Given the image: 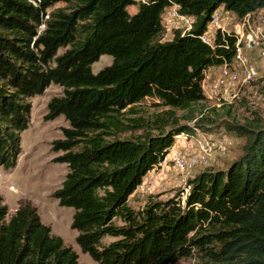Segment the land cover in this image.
Returning <instances> with one entry per match:
<instances>
[{
  "label": "trees",
  "instance_id": "16d2710c",
  "mask_svg": "<svg viewBox=\"0 0 264 264\" xmlns=\"http://www.w3.org/2000/svg\"><path fill=\"white\" fill-rule=\"evenodd\" d=\"M172 2L191 27L160 40L161 13ZM221 5L241 20L264 0H0V165L16 164L29 98L60 85L45 114L68 121L52 141L62 150L54 160L67 165L53 196L74 208L76 242L99 264H171L193 254L198 264H264V118L218 121L203 109L207 70L229 65L240 43L220 28L213 43L203 39ZM104 53L111 62L93 71ZM146 97L154 109L140 114ZM221 126L245 138L237 157L202 167L184 195L129 204L175 134H216ZM105 235L114 238L104 242ZM0 264L85 263L29 199L18 198L8 214L0 194Z\"/></svg>",
  "mask_w": 264,
  "mask_h": 264
},
{
  "label": "rangeland",
  "instance_id": "374dc122",
  "mask_svg": "<svg viewBox=\"0 0 264 264\" xmlns=\"http://www.w3.org/2000/svg\"><path fill=\"white\" fill-rule=\"evenodd\" d=\"M64 4L61 1L55 3L56 6ZM137 5H129V12H134ZM231 13H222L223 20H226V27L240 35L239 41L242 45V53L252 61L251 63L254 68L256 67L258 74L254 79L242 81V70L239 66H236L237 72L235 71L236 61L234 59L228 66L223 64L211 66L207 70L206 78L203 81L206 94L203 109L218 121L233 120L242 123L251 120L255 115L264 118V61L262 62V58L258 55L257 47L251 50L244 49L247 42L256 43V39L261 40L260 37H264V27H262V24H264V7L263 9H257L253 14L251 13L248 22L244 19L236 22L237 18ZM215 26L214 23L208 24L206 31L208 33L207 35L204 34V40L210 43L213 42L212 33L216 28ZM190 27L191 20L189 18ZM211 29L212 33H210ZM66 47L68 45L59 47L58 53ZM262 51L264 52V43ZM111 60L112 56L110 54L100 55L98 60L91 65L93 71H97L102 66L110 63ZM220 76L224 77L225 81L223 83L226 87L215 92L214 82ZM61 93L62 87L51 82L42 93L29 98L31 103L30 119L27 128L20 133L21 151L17 156L16 164L14 167L9 168L0 165V194L8 206V214L15 211L18 206V198L29 199L37 207L41 220L49 224L54 233L60 234L66 244L73 246L80 261L85 264H99L87 252H83L76 242L77 230L70 225L74 208L60 205L58 199L53 196L54 189L60 185L65 176L67 165L65 162L54 160V157L62 153V150L54 151L52 141L63 137L62 128L68 126V121L63 114L53 119H46L45 114L47 113L48 100L52 96ZM150 102L151 98L146 97L144 101L137 104L140 108V114H147L154 109ZM213 106L218 107V109L216 111L212 110ZM190 123L193 124L194 119ZM189 137V177L188 175L184 177L176 169L170 154H168L166 161L159 167L157 175L163 184L162 188L164 190L156 188L152 191H142L140 187H137L129 195V204L134 208H139L151 197L159 198L163 194V196H167L178 191H182L181 195H184L186 192L184 186L187 184L185 182L188 178H191L206 165L216 168L221 166L223 160L227 165L229 161L239 155L245 140L244 137H238L226 131L223 126L217 130L216 134L208 130L195 128L194 132L189 133ZM174 146L184 150L183 141L176 143ZM203 146L205 150H211L210 152L204 150L209 154H202ZM147 173L148 171L143 176L144 179H146ZM10 185H13L14 189H10ZM113 238L111 235H105L103 241L108 242ZM198 262L197 254H193L179 258L171 264H198Z\"/></svg>",
  "mask_w": 264,
  "mask_h": 264
},
{
  "label": "built area",
  "instance_id": "2783aa9c",
  "mask_svg": "<svg viewBox=\"0 0 264 264\" xmlns=\"http://www.w3.org/2000/svg\"><path fill=\"white\" fill-rule=\"evenodd\" d=\"M33 5L39 6L41 0H28ZM49 7L46 8V12L44 14V19L48 17ZM224 11L221 9L220 11H213L212 18L210 20V23H214L216 28H220L223 31L230 32L232 29H229L226 27V20H223V13ZM218 13V14H217ZM225 13V12H224ZM237 18V17H236ZM239 19L236 20L238 22ZM161 25H162V31L160 34V40H168L173 35V30L175 28H180L183 32L189 29V15L184 14L179 10L178 3L172 2L165 6L164 10L161 13ZM45 23L44 21L41 22L39 25V30H41L44 27ZM235 34L236 32L233 31ZM208 32H205V35H207ZM253 41V39H252ZM264 43V38L261 39V44H255L258 48V55L262 58V45ZM247 57V56H244ZM223 65H226L222 63ZM228 66V65H226ZM225 67V66H224ZM220 79H224V77L220 76L217 78L214 82V87L216 91V87L219 84ZM180 141H183V147L184 150H180L178 147L176 148L174 145L176 143H179ZM168 154H170V158L173 160V164L176 167L178 171L181 172V174L184 177H189V132L187 131H181L174 135V142L171 145L169 151L165 155V157L162 160H159L158 163H156L152 169L147 173L146 179H142L141 183L138 184L137 187H140L142 191L144 190H155L160 189L164 190L162 188V183L159 180L158 172L159 167L163 165V163L166 161ZM197 158V156H196ZM188 180V179H187ZM187 183V182H185ZM136 187V188H137ZM189 187V184L187 183L184 188L187 191ZM10 189H14L13 185L9 186ZM182 192V191H181Z\"/></svg>",
  "mask_w": 264,
  "mask_h": 264
},
{
  "label": "bare ground",
  "instance_id": "6f19581e",
  "mask_svg": "<svg viewBox=\"0 0 264 264\" xmlns=\"http://www.w3.org/2000/svg\"><path fill=\"white\" fill-rule=\"evenodd\" d=\"M218 10V9H217ZM216 10V11H217ZM247 16V15H246ZM244 19V18H243ZM205 34V33H204ZM261 39L264 38L263 36L260 37ZM203 39H204V35H203ZM255 44H261V40L256 39V43H251L250 41L246 43V46L244 47L245 50H251L254 49V47H257ZM241 44L239 43V46L237 48V53L235 55V58H233L236 61V65H234L235 71L237 72L236 66H239L241 68V72H242V81H249L251 79H254L255 76L258 74L257 70L254 68V65L251 63L252 61L248 59V57H244L246 55H244L242 53L243 49L241 48ZM233 60V61H234ZM264 61V52L262 51V62ZM259 64V63H258ZM234 70V69H233ZM234 73V72H233ZM235 79H237L235 77ZM238 80V79H237ZM225 80L224 79H220L219 84L216 87V91H221L222 89H224L225 84L223 83ZM239 82V81H238ZM190 138V137H189ZM192 142V141H191ZM199 143V142H198ZM205 143V142H204ZM211 147V146H210ZM201 148V147H200ZM205 148L204 146L202 147V154H209V152L211 151L210 149H207L205 151H209V152H204ZM194 153V152H192ZM196 154V153H195ZM195 156V155H194ZM203 156V155H202ZM204 157V156H203ZM207 158V157H206ZM194 161V159H193ZM198 162V161H197ZM194 163V162H193Z\"/></svg>",
  "mask_w": 264,
  "mask_h": 264
},
{
  "label": "crops",
  "instance_id": "0c3cea01",
  "mask_svg": "<svg viewBox=\"0 0 264 264\" xmlns=\"http://www.w3.org/2000/svg\"><path fill=\"white\" fill-rule=\"evenodd\" d=\"M218 9H222L225 13H231L232 11H230V10H227V9H224V7L223 6H220V7H218ZM260 9V8H259ZM261 9H263V7H261ZM257 11V10H256ZM256 11H254V12H252V14L253 13H255ZM234 17H236V15L232 12L231 13ZM248 18H249V15L248 16H245L244 17V20H247V22H248ZM210 25V24H209ZM262 27H264V24H262ZM210 33H212V29L210 30ZM213 38H214V35H215V32L213 31ZM216 65H218V64H216ZM215 65V66H216ZM166 194H168V193H166ZM164 195V194H163ZM159 196V198H166V197H169V196H171L172 194H168L167 196Z\"/></svg>",
  "mask_w": 264,
  "mask_h": 264
},
{
  "label": "clouds",
  "instance_id": "9594fccd",
  "mask_svg": "<svg viewBox=\"0 0 264 264\" xmlns=\"http://www.w3.org/2000/svg\"><path fill=\"white\" fill-rule=\"evenodd\" d=\"M221 6H222V5H221ZM219 7H220V6H219ZM191 16H192V15H191ZM212 43H213V42H212ZM211 66H214V65H211ZM203 87H204V85H203ZM151 169H152V168H151ZM151 169H149L148 172H149ZM137 186H138V185H137ZM135 189H136V188H135ZM172 195H173V194H172Z\"/></svg>",
  "mask_w": 264,
  "mask_h": 264
}]
</instances>
